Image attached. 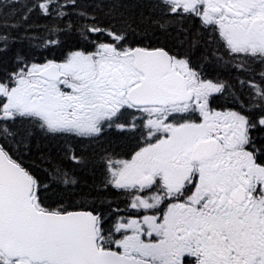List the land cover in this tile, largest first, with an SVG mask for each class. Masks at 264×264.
Masks as SVG:
<instances>
[{"label": "snow or ice", "instance_id": "6c2138e0", "mask_svg": "<svg viewBox=\"0 0 264 264\" xmlns=\"http://www.w3.org/2000/svg\"><path fill=\"white\" fill-rule=\"evenodd\" d=\"M149 6V27L181 25L177 48L153 43L149 27H133L117 4L102 17L100 4L35 0L13 23L0 11V264H264V0ZM34 10L55 19L38 46L51 58L38 59L25 27ZM187 18L199 28H183ZM213 63L247 76L208 78ZM218 95L231 106H214ZM25 124L95 141L113 128L127 134L130 151L99 157L103 188L131 197L125 209L99 192L49 202L24 159ZM40 159L64 186L78 184Z\"/></svg>", "mask_w": 264, "mask_h": 264}, {"label": "trees", "instance_id": "16d2710c", "mask_svg": "<svg viewBox=\"0 0 264 264\" xmlns=\"http://www.w3.org/2000/svg\"><path fill=\"white\" fill-rule=\"evenodd\" d=\"M5 7L0 9V11H6L8 16V23L15 22L13 17L17 13H23L26 11L24 6H31L35 3V0H18V3H15L13 7L8 8L9 3H13V0H0ZM83 3L91 4L93 7L96 4H100L101 8L97 9V14L103 17L104 13L109 10L113 4L120 5L119 12L123 13L125 16H130L133 18V27H138V30H142L145 27H149V22L145 19L150 15L154 16L155 13L151 12L149 6V0H82ZM3 21L0 20V23ZM55 23L54 17H44L40 14L39 10H34L27 21L25 27H31L32 31L28 33L30 37H35L31 42L34 45H37L36 51L38 54L43 52L44 56H49V53L43 48L38 47L44 37L46 36L45 29L46 27L52 26ZM200 26V21L198 19L187 18L183 21L182 27L185 29H191L195 31ZM181 25H175L169 29L166 33L155 26L149 27V36L153 43L162 42L167 44L169 47L177 48L179 40L177 39L178 32L177 29ZM2 31V29H0ZM23 32V29L20 32H13V35H20ZM182 35V34H180ZM95 38V37H94ZM139 38V37H137ZM28 41L25 40L23 44H15L9 51L6 59L9 66H11L13 53L19 49L24 48L27 51ZM183 51L184 49H179ZM56 56L59 58L60 52L56 51ZM201 55V51L197 50L193 55V60L198 61ZM49 58H51L49 56ZM208 67V74L211 76H219V78L228 79V82L235 84L236 77L239 75L242 78L241 74L237 73L235 69L231 67H217L214 63L205 65ZM259 71V69H257ZM247 76V74H246ZM245 76V77H246ZM247 91V89H245ZM224 96H217L216 102L217 106H225V101L223 103L222 99ZM227 106H231L230 104ZM19 124V122H18ZM21 128H27L31 131V141L30 149L26 150L24 159L27 164L32 165V171L34 175L42 182L44 185H48V200L60 201L63 200L66 203H72L80 199V193L82 192H92L93 195H96L99 192L100 195L107 197L108 200L114 201L113 204H120L123 197L113 188L109 187L106 190L103 188L102 180L104 178V168L103 164L100 162L99 157L103 154L104 150L115 151L118 153L126 152L134 144V141L130 140L127 134H122L120 132L114 131L110 132L103 138H100L98 141H83L78 137H60L54 136L53 134H46L39 128H32L30 125H20ZM69 147L75 150L77 155H81L86 158L87 163L83 165H78L73 163L68 156ZM48 156L51 157L55 162H58L63 168L73 172L75 177L78 180L76 186H64L53 176L49 175L50 167L48 164L42 163L40 157ZM100 202L97 201V204ZM113 206V205H112ZM102 207H107L102 205Z\"/></svg>", "mask_w": 264, "mask_h": 264}, {"label": "flooded vegetation", "instance_id": "af4514ba", "mask_svg": "<svg viewBox=\"0 0 264 264\" xmlns=\"http://www.w3.org/2000/svg\"><path fill=\"white\" fill-rule=\"evenodd\" d=\"M208 70H209L208 67L206 68V66H205V72L207 74H208V72H207ZM241 75L245 77L246 76V73H243ZM208 78H215V76H211V74H208ZM220 79L228 81L227 78L226 79L220 78ZM226 95H227V93H225V96ZM224 101H225V98L222 99V102L221 103H223ZM216 104H217V102L215 101L214 105H216ZM112 131H114L113 133L118 132L115 128L110 129V130H106L105 134L103 136H101L100 138L105 137L106 135H108ZM81 140H83V141H93V140H91L89 138H81ZM131 148H132V146L130 147V149L128 151H130ZM128 151H126V152H128ZM126 152H121V153H126ZM117 192L123 197V199L121 200V203L120 204H117V205L116 204H113V207H119L121 209H125L126 204L130 200L131 197L128 194H126V193H123V192H120V191H117ZM133 211L134 210L128 209L125 214H131Z\"/></svg>", "mask_w": 264, "mask_h": 264}]
</instances>
